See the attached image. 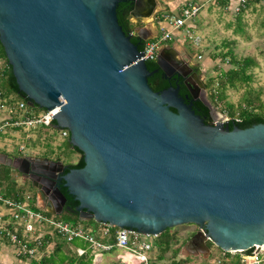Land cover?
Masks as SVG:
<instances>
[{"label":"water","instance_id":"1","mask_svg":"<svg viewBox=\"0 0 264 264\" xmlns=\"http://www.w3.org/2000/svg\"><path fill=\"white\" fill-rule=\"evenodd\" d=\"M127 1L136 21L142 0ZM119 3L0 0L7 69L28 106L59 107L49 123L68 131L83 167L0 159L49 187L41 194L57 207L47 201L44 210L53 216L66 200L57 179L77 202L80 222L155 236L182 225L201 229L184 242V257L207 259L211 245L224 251L264 245V124L229 129L202 89L199 101L213 121L206 124L177 87L154 91L148 78L157 69H147L143 50L119 24ZM133 31L139 39L155 37L146 27ZM168 50L159 49L155 62L163 71Z\"/></svg>","mask_w":264,"mask_h":264},{"label":"built area","instance_id":"2","mask_svg":"<svg viewBox=\"0 0 264 264\" xmlns=\"http://www.w3.org/2000/svg\"><path fill=\"white\" fill-rule=\"evenodd\" d=\"M224 1V11L235 17L246 12L252 5L264 7V0ZM204 2L187 0L176 13L161 15L157 21V34L147 40L143 49V58L147 61H155L159 49L173 39L175 31L182 30L189 34L193 30L192 22L203 8ZM201 58V55L196 57L197 60ZM6 70H8L6 59L0 57V79L4 77ZM58 111L59 107L50 111H36L23 100H18L14 95L6 94L0 89V135L23 131L26 138L30 139L29 133L47 128L55 129L54 124L49 122ZM225 116L224 122L231 119L240 121L237 115L231 118L225 113ZM57 131L63 139L68 138L67 130ZM194 228L195 231H202L196 226ZM158 237L160 235L142 234L95 222L93 225L82 223L73 225L46 213L29 195L19 193L13 198L0 192V242H7L12 247L18 264H26L23 260L29 261V264L32 261L40 264L42 258L49 254L47 249L56 239L67 244L75 240L86 244V248L73 247V253L77 258L89 257L92 264H101L105 253H114L113 259L118 264H164L169 258L168 264H194L182 263L185 257H180L178 254L173 256L170 253L167 258L151 255L157 247ZM178 238L170 233L168 243L177 241L181 245L186 240V237ZM176 249L178 247H174L172 251ZM217 249L220 254L215 258L209 259V256L203 259L205 264H264V245H255L240 251Z\"/></svg>","mask_w":264,"mask_h":264},{"label":"rangeland","instance_id":"3","mask_svg":"<svg viewBox=\"0 0 264 264\" xmlns=\"http://www.w3.org/2000/svg\"><path fill=\"white\" fill-rule=\"evenodd\" d=\"M158 2V9L155 17L144 19L143 22L136 25L143 28H155L157 29V21L161 15H171L176 13L182 4L187 0H156ZM198 2H204L203 0H194ZM204 6L199 14L194 18L192 22L193 30L190 31V35L185 31L178 30L174 32L173 39L170 41L175 48L180 52V57L189 52L192 55V60L198 69L199 79L206 87V95L211 97L217 88V77L220 71H226L231 68L228 60L230 59L227 53L240 60L243 58H251L256 66L251 67L248 73L252 75V82L248 85H237L234 89H226L224 97L221 101H216L215 107L217 110L226 113L225 107L227 105L233 106L234 115L237 114L240 107L244 105L246 95L249 94L251 99H254L257 95L259 102L264 105V7L263 6H250L246 12L239 16H232L226 13L223 9V4H220L222 0H205ZM130 21L135 22L134 19ZM135 25V26H136ZM190 36V37H189ZM198 41V43H196ZM201 55L202 58L197 60L196 57ZM3 91L6 89L3 88ZM257 103V102H256ZM36 111L37 107H33ZM225 109V110H224ZM41 112V110H39ZM258 112V110H256ZM229 116V115H228ZM30 139L26 138V134L23 131L16 133H8L0 135V155L18 156L19 154L30 157L50 156L53 159H57L65 165L75 164L80 154L73 151L68 147V140L63 139L59 131L47 128L45 130H39V132L29 133ZM23 147V150H21ZM4 160L0 159V169L4 166ZM12 169V168H11ZM10 169V182L14 185L15 192L24 193L33 197L32 191L26 184H23L22 178L14 170ZM5 182H0V192L5 191ZM33 199V198H32ZM58 217V216H57ZM61 217V216H59ZM73 224L72 221H69ZM87 225L94 222H86ZM85 224V223H83ZM195 228L193 225H182L173 229H168L162 239L156 238L157 247L151 255L158 257L162 254L167 258L172 252L174 247H178L177 254L180 257H184L183 244L179 245L178 242L168 243V236L173 233L176 237L183 239V237L190 238L194 233ZM178 238V239H179ZM161 242L163 243H159ZM186 241V240H185ZM184 241V242H185ZM55 243H61L60 240H55ZM168 243V248L165 251L160 249ZM210 246V245H209ZM73 247L86 248L87 245L81 241H73L70 244L63 243L59 248L56 245H52L48 248V252L51 254L54 252L55 264H60L59 260L63 258L62 264H68L69 259L73 257V264H92L90 258L79 259L73 253ZM53 251V252H52ZM210 258H215L220 254L216 247L211 245ZM0 255L5 257L14 256L12 247L7 242H0ZM114 253H105L102 256L101 264H118L114 261ZM159 258V257H158ZM170 258L167 259L164 264H168ZM29 263V261H27ZM191 262L194 264H205L206 262L201 257L187 256L182 259V263ZM162 264V263H159Z\"/></svg>","mask_w":264,"mask_h":264},{"label":"trees","instance_id":"4","mask_svg":"<svg viewBox=\"0 0 264 264\" xmlns=\"http://www.w3.org/2000/svg\"><path fill=\"white\" fill-rule=\"evenodd\" d=\"M121 1V0H120ZM225 1L222 0L220 1V4L224 5ZM131 10L130 5H124V4H119L116 12H117V18L118 22L121 25L122 29L125 31V33H128V31L133 27V25L128 21V18L125 17L122 14V11L129 12ZM132 43L137 45L138 49L141 51V47L138 45V40L137 39H131ZM224 56H229L228 63L230 64L231 68L227 69L226 71H220L218 77H217V88L216 91L211 94L210 101L212 103L216 104V101H221L222 98L224 97V92L226 89H234L237 87V85H245L248 86L252 82V75L248 73V70L251 67L256 66V63L251 59V58H243V59H236L232 53H227L224 54ZM0 57L5 58L3 49L0 45ZM147 69L151 71L153 68L156 67L155 61H146ZM148 83L150 87L156 91V88L152 86V80L148 79ZM5 88L6 90L3 91L2 89ZM0 89L6 93V94H12L16 97L18 100H23L26 101L25 97L19 93L17 85L15 83L14 77L12 75L11 67H8V70L5 71L4 77L0 79ZM257 95L254 99L250 98V95L247 94L245 98L244 105L240 107L239 111L237 112L238 118L240 119L239 122L234 121L233 119L228 122L229 129H231L233 126H237L240 129H245L249 128L252 125L262 123L264 124V105L259 102ZM217 101V102H218ZM257 102V103H256ZM226 113L229 115V117L233 118L235 117L234 112H233V106L232 105H227ZM43 110V109H39ZM38 110V111H39ZM225 110V109H224ZM258 110V112H256ZM69 138V137H68ZM67 138V140H68ZM68 143V147L70 148V144ZM73 151L77 152L80 154L79 160L75 164H70L68 165L69 168H81L83 167V161H82V154L77 150V149H72ZM5 182L6 187L4 194L7 197H13L15 198L19 192H15L14 190V185L12 182H10V169L6 166H2L0 169V182ZM63 194L68 197L70 201H73V198L70 197L67 194V191L65 189L62 190ZM75 205L77 202L74 203ZM58 219L65 221L69 223V221H72L73 225L78 224V223H85L86 222H80L77 219V213L75 217H70V216H61L57 217ZM167 233V231H166ZM165 233V234H166ZM165 234H161L160 237H162ZM159 243H163L160 242ZM56 245V248L59 250V248L63 245V243H54ZM168 243L164 245L160 250L165 251L168 248ZM44 250V248H42ZM178 249L174 251V253L177 252ZM53 252V251H52ZM89 257H82L79 259H88ZM159 258H162V254L159 255ZM75 261L73 257L69 259L68 264H73ZM55 257H54V252L51 253L49 256H44L41 260L40 264H55ZM59 263H63V258L59 260ZM32 264H36L34 261H32Z\"/></svg>","mask_w":264,"mask_h":264},{"label":"flooded vegetation","instance_id":"5","mask_svg":"<svg viewBox=\"0 0 264 264\" xmlns=\"http://www.w3.org/2000/svg\"><path fill=\"white\" fill-rule=\"evenodd\" d=\"M119 4L131 6V10L129 12L122 11V14L125 17H127L128 21L130 22V20L132 19L130 12L133 10L132 3L127 0L126 1L121 0ZM157 9H158V2L156 0H142L141 7L137 12V20L134 23H132V21L130 22L133 25V27L128 31L127 34H131V39L133 38V39L138 40V45L141 47V51L144 49L147 40L137 38L133 29L139 26H146V25H136V24L143 22L144 19L155 17L157 13ZM143 34L145 35V33ZM165 46L169 48L168 52H166L164 55L165 71H163L162 69H158L157 65L155 68H153L150 71V72H153L154 70L157 69V71L152 73V75L148 78L152 80V86L156 88V92L164 90L168 88L169 86L177 87L178 93L180 96L182 97L188 96V98L185 100V103L191 106V109L195 112V114L200 116L206 124H212L213 121H212L211 115L209 114L208 110L199 101V98L201 96V91L202 89H205L206 91V87L205 85L202 84V82L199 79L198 69L196 68L195 63L192 60V55L189 52H187V54L183 55V57H180V52L175 48V45H173L171 42L167 43ZM187 87H189L194 92L195 98H192V96L189 94ZM206 97L210 101L207 95ZM214 115L218 116L217 113H214ZM22 156H26V155L19 154L18 156H14V157H22ZM34 158H49V159L57 161V159H53L50 156H41V157H34ZM36 165L39 167H43L40 161H37ZM18 174L22 178L23 184H26L28 188L33 192L32 193L33 197L31 198H33L32 200L35 201L37 206L41 208L42 210H44L45 208H48L49 206L47 204V201L49 202V200L45 201L44 196L41 193H43L44 190L48 189L49 187L43 182H41L40 179H35L31 173H29L28 175H22L20 173ZM29 179H31L32 181H30ZM54 182L56 185L60 186L61 192L63 189H65L62 187L63 185L62 181L55 179ZM33 183H35L37 187H40V190H37L36 188H34ZM65 199H66L65 203L61 208V214L59 216L75 217L77 213V210H76L77 204L75 205L74 204L75 201L74 200L70 201L68 197L66 196H65ZM49 203L51 205L52 210L54 211L57 210V207L54 205V202H52L51 199ZM188 239L189 238H187L186 240Z\"/></svg>","mask_w":264,"mask_h":264},{"label":"crops","instance_id":"6","mask_svg":"<svg viewBox=\"0 0 264 264\" xmlns=\"http://www.w3.org/2000/svg\"><path fill=\"white\" fill-rule=\"evenodd\" d=\"M147 30H148V33H150V35L151 36H154V35H156L157 34V29H155V28H147ZM7 167V166H6ZM9 168V167H8ZM9 169H11V168H9ZM12 170V169H11ZM90 225H93V224H90ZM174 251L175 250H173L172 252H171V254L173 255V256H176V254H177V252L176 253H174ZM178 251V250H177ZM49 253V252H48ZM50 255V253L47 255V256H49ZM23 262L24 263H26V264H29L27 261H24L23 260ZM0 264H18V260H16L15 259V257L14 256H9V257H5L4 258V256H1L0 255ZM30 264H32V262L30 263Z\"/></svg>","mask_w":264,"mask_h":264}]
</instances>
